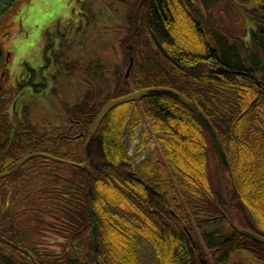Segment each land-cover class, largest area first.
<instances>
[{
    "label": "trees",
    "instance_id": "obj_1",
    "mask_svg": "<svg viewBox=\"0 0 264 264\" xmlns=\"http://www.w3.org/2000/svg\"><path fill=\"white\" fill-rule=\"evenodd\" d=\"M17 1L0 0V14ZM103 1L125 10L119 41L125 73L112 72L111 79L99 56L66 64L70 74L81 69L87 90L70 107L56 96L64 112L58 126L30 125L27 107L13 124L0 125V174L32 154L63 162L36 157L0 182V264H139L142 243L156 264H222L216 260L242 252L264 264V246L240 234L264 238V0H234L248 18L240 32L220 22L234 18L233 9L221 14L223 2L233 7L229 0H151L131 50L139 0ZM17 85L21 92L31 82ZM154 88L199 107L229 171L199 119L170 96L115 108L88 143L107 103ZM139 126L141 142L153 139L156 148L134 166L128 144ZM27 174L45 177L48 186L31 204V216L16 206ZM44 232L62 241L57 255L37 249Z\"/></svg>",
    "mask_w": 264,
    "mask_h": 264
},
{
    "label": "rangeland",
    "instance_id": "obj_2",
    "mask_svg": "<svg viewBox=\"0 0 264 264\" xmlns=\"http://www.w3.org/2000/svg\"><path fill=\"white\" fill-rule=\"evenodd\" d=\"M82 1L84 0H18L13 8L0 14V75L4 74L2 91L10 92L15 80L21 85L31 82L30 87L14 94L12 101L11 95H5L6 93L0 97V120H8L11 102L15 106L13 112L20 117L23 108H28L30 125L43 127V121H47L58 126L64 112L59 107L56 96L70 107L87 90L82 81L86 76L82 75L81 69L70 74L71 71L68 72L65 65L62 64L61 67V62H67L68 65L78 59L77 63L80 61L82 64L83 59L89 61V58L99 56L105 62L104 72L107 70L110 78L112 72L115 74L125 65L119 49L122 38L120 29L125 23L123 6L116 5L110 10L103 0ZM220 9L222 15L233 9L234 18L231 21H224L220 17L225 29L232 25L240 32L246 27L248 18L243 9L226 6L225 3H222ZM87 63L83 66L86 67ZM122 72L125 73L123 69ZM142 129L144 126L136 129L135 140L128 144V155L134 166L146 160L156 148L153 139H143L141 142ZM148 142L150 146L147 145ZM27 176L29 178L22 182L16 193V206L24 215L31 216V204L47 194L44 188L48 186L43 176ZM61 243V240L44 232L37 249L44 255H57V245ZM242 255L236 253L233 258L243 257ZM138 257L139 264H156L152 250L143 243L138 250Z\"/></svg>",
    "mask_w": 264,
    "mask_h": 264
},
{
    "label": "water",
    "instance_id": "obj_3",
    "mask_svg": "<svg viewBox=\"0 0 264 264\" xmlns=\"http://www.w3.org/2000/svg\"><path fill=\"white\" fill-rule=\"evenodd\" d=\"M143 4H146L147 5V9H149L150 0H141L140 3L138 4L137 8H136L135 15H134V29H133V32H132L131 37H130L129 48H131L133 38H134L136 32L138 31V26H139L138 19H139L140 10H141ZM152 39L154 41V44L158 48V50L161 52V54L166 59H168L169 61L172 62L173 60L164 51L163 47L160 45V43L157 41V39L154 36H152ZM131 66H132V60L130 62L129 68L127 69L126 77H128V75H129ZM225 73L232 74L230 72H225ZM153 95L170 96V97L176 99L177 101H179L182 105H184L187 109H189L194 115H196V117L199 119V121L202 123V125L208 131V133H209V135H210V137L212 139V142L214 144L215 150L217 152V155H218V158H219V161H220L222 167L224 169H226L227 171H229L230 168H229V164H228V161L226 159V155L224 153V150H223V148L221 146V143L219 141V138L217 136L216 131L214 130L213 126L211 125V123L209 122L207 117L203 114V112L199 109V107L196 104H194L193 102H191L190 100L185 98L183 95L179 94L178 92H175V91L169 90V89H163V88L146 89V90H142V91H139V92L132 93V94H130L127 97H124V98H121V99H118V100H114V101H111V102L107 103L105 105V107L101 110V112L97 115V117L95 118V121H94L93 127H92V131H91V136L88 138V143L90 142L91 137L94 136L96 134V132L98 131L102 121L105 119V117L112 110H114L117 107L126 105V104L138 102V101H140L143 98L150 97V96H153ZM36 157H44V158L50 159L52 161H55L57 163H63L60 160L49 158V157H46V156H43V155H39V154L29 155V156L25 157L24 159H22L19 163H17V165H15L9 172L1 174L0 175V180L6 179V178H9V177L13 176L28 161H30V160H32V159H34ZM67 165L73 166V167H76V168H79V169H83V170L86 168V164L75 165V164L67 163ZM130 176H131V174H130ZM133 179L135 181H137V182H139V183L144 185V183L142 181H140L139 179H137V178H133ZM182 229L189 236L186 228L182 227ZM241 235L264 246V239H262V238H259V237L255 236V235H252V234H249V233H245V232H242Z\"/></svg>",
    "mask_w": 264,
    "mask_h": 264
},
{
    "label": "flooded vegetation",
    "instance_id": "obj_4",
    "mask_svg": "<svg viewBox=\"0 0 264 264\" xmlns=\"http://www.w3.org/2000/svg\"><path fill=\"white\" fill-rule=\"evenodd\" d=\"M140 1L141 0H139V2ZM229 1L232 3L231 5L233 7H237V2L236 1H234V0H229ZM139 2H138V4H139ZM191 2L194 4V1H191ZM223 3H225L226 6H227V3L226 2H223ZM150 6L151 5H149V12H150ZM143 10L146 11L147 17L150 18V14L147 11V5L146 4H143V6L141 8V11H140V15H141V12ZM140 15H139V17H140ZM77 61H78V59L77 60L75 59V62L74 63H77ZM61 64H63V66H64V65L67 64V62H64V63L61 62ZM35 78H37V77L35 76ZM3 79H4V74L2 73L0 75V97H3L4 94L6 93L5 95H9V96L11 95L10 98H11V101H12L13 95L18 93V85H17L18 84V81L15 80L13 82V86L10 88V92H8V91L3 92L2 91V90H4V89H2V82H4ZM27 83H29V82L27 81ZM10 108H11V111H10V113H8V120L1 119L0 120V125H3V124H6V125L8 124L9 125L11 123L13 124V122H14L13 115L16 113V112H13L14 111V108H15L14 103L11 105V102H10ZM16 115H17V117H20L19 114L16 113ZM216 261H220V262H222V264H261V261L258 258L246 257V256L245 257L243 256V257H240V258H229V259L216 260Z\"/></svg>",
    "mask_w": 264,
    "mask_h": 264
}]
</instances>
